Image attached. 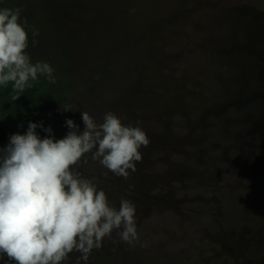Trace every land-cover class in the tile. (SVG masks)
<instances>
[{
  "label": "rangeland",
  "instance_id": "374dc122",
  "mask_svg": "<svg viewBox=\"0 0 264 264\" xmlns=\"http://www.w3.org/2000/svg\"><path fill=\"white\" fill-rule=\"evenodd\" d=\"M0 9L19 10L33 62L55 69L56 84L34 82L56 139L68 119L83 130L81 112L101 122L111 111L150 140L127 180L92 152L76 166L112 205L123 197L137 208L135 246L106 238L87 264H264V0H0ZM12 94L0 88L9 137L28 128Z\"/></svg>",
  "mask_w": 264,
  "mask_h": 264
},
{
  "label": "clouds",
  "instance_id": "9594fccd",
  "mask_svg": "<svg viewBox=\"0 0 264 264\" xmlns=\"http://www.w3.org/2000/svg\"><path fill=\"white\" fill-rule=\"evenodd\" d=\"M26 23L19 10L0 9V88L11 86L12 100L40 77L57 82L50 63L33 62ZM38 35L31 30L33 45ZM81 116L82 131L68 119L70 131L56 139L50 126L29 122L25 134L10 135L0 149V255L8 264H66L73 252L80 254L77 264H87L106 238L131 246L139 239L136 205L122 197L115 207L97 180L82 176L76 166L92 152L93 160L127 180L143 160L141 148L150 144L147 133L111 111L101 122L87 111ZM37 128L49 135L41 138Z\"/></svg>",
  "mask_w": 264,
  "mask_h": 264
},
{
  "label": "trees",
  "instance_id": "16d2710c",
  "mask_svg": "<svg viewBox=\"0 0 264 264\" xmlns=\"http://www.w3.org/2000/svg\"><path fill=\"white\" fill-rule=\"evenodd\" d=\"M21 93V123L28 127L29 122L41 123L40 107L37 99L38 87L35 82ZM9 134L5 127L0 125V149L5 148L9 141Z\"/></svg>",
  "mask_w": 264,
  "mask_h": 264
}]
</instances>
